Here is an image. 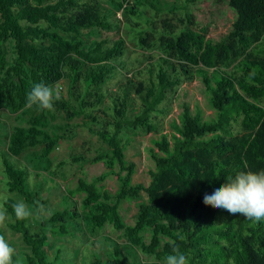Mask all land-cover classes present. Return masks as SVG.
Returning <instances> with one entry per match:
<instances>
[{
	"label": "trees",
	"instance_id": "16d2710c",
	"mask_svg": "<svg viewBox=\"0 0 264 264\" xmlns=\"http://www.w3.org/2000/svg\"><path fill=\"white\" fill-rule=\"evenodd\" d=\"M107 1L134 24H150L145 9L162 12L156 0ZM199 1L185 0L184 9H173L183 11L185 23L165 54L131 70L122 59L123 39L86 45L85 30L99 33L120 27L117 12L99 0H0V110L18 114L26 124L14 127L8 154L20 157L41 147L32 154L34 166L49 169L59 142L74 140L86 128L102 146L98 154L89 160L73 155L58 167L87 161L102 162L106 168L92 182L79 179L76 188L66 191L68 203L83 195L79 211L39 216V232L33 231L29 218L16 219L14 197L3 200L10 217L7 227L28 249L22 258L14 255L13 264H56L60 255L50 260L49 234L70 235L66 224L57 223L66 215L93 234L107 225L121 232L134 258L128 263L112 243L114 264H141L137 250L152 257V264H162L173 247L189 264H264V220L256 223L203 203L205 194L236 172L264 170V88H258L264 85V0H227L235 19L219 40H211L209 26L201 25L188 9ZM138 33L142 38V30ZM197 79L216 115L205 120L184 103L169 137L163 133V121L171 114L172 100L183 85ZM61 81L66 94L59 91L53 111L26 106L35 83L55 88ZM114 82L117 90L111 88ZM60 115L66 121L58 127L61 133L50 132ZM75 119L83 122L71 124ZM150 133L160 134L154 142L159 152L151 151L156 168L148 186L134 184L136 165L127 161L126 152L133 139ZM1 159L8 193L35 207L43 204L30 188V169L9 156ZM109 176L118 179L116 193L102 185ZM125 201L139 202L133 225L121 215ZM0 234L8 241L2 229Z\"/></svg>",
	"mask_w": 264,
	"mask_h": 264
},
{
	"label": "rangeland",
	"instance_id": "374dc122",
	"mask_svg": "<svg viewBox=\"0 0 264 264\" xmlns=\"http://www.w3.org/2000/svg\"><path fill=\"white\" fill-rule=\"evenodd\" d=\"M131 1L134 2L135 0ZM156 1L159 2L162 12H155L152 8L145 9L146 16L150 19V24L146 22L134 24L133 19L126 16L123 10H117L107 0H99L100 5L112 10V12H117L120 19V27L111 31H100L99 33L85 30L86 45L89 46L92 42H99L103 39H107L110 42L123 39L126 52L122 59L126 62L129 69L143 68L148 61L154 62L159 56L165 54L167 44L174 41L175 35L180 32L185 23L183 11H173L174 8L184 9L185 0ZM188 9L195 15L201 25L209 26V38L211 40H219L227 34L235 19V15L228 6L227 0H200L197 5L189 6ZM127 24L133 25L132 28H128ZM140 30H142L143 35L139 39L138 32ZM8 46H10L9 49L12 51L13 46ZM170 55L172 59H177L175 51H171ZM201 66L206 67L204 63ZM55 88L66 94L62 81ZM111 88L112 90H117V83H112ZM258 88H264V85L258 86ZM246 97L253 100L251 95ZM184 103H189L193 113H200L205 120H210L216 115L209 105L202 81L197 79L192 83L185 84L174 96L171 114L163 121V133L168 134L169 137L175 132L173 125L174 122H177ZM18 117V114H12L7 109L0 110V204L3 203V200L8 195L14 197L17 201L23 200L26 203L25 199L20 195L16 193L9 194L7 191L1 159L3 155H6L17 165H26L32 173L29 179L30 188L38 192L40 201H44V203H39V207L26 204L33 213L29 217L33 231L39 232V216L49 218L54 213H64L68 209L71 212L79 211V203L83 195H77L69 203L65 200L66 191L76 188L79 179L92 182L94 178L106 171L102 162L97 164H91L87 161L86 163H71L60 168L58 167L59 163L69 161L73 155H82L87 160L92 159L98 154L102 146L96 136L91 135L86 128H81L74 140L59 142L51 156L53 163L51 168H37L34 166L32 154L33 152H40L41 147L30 149L20 157H13L7 152L10 135L14 127L26 125ZM82 122V119H75L71 124H81ZM65 123L64 116L60 115L57 121L51 123L49 131L61 133L58 127ZM159 138L160 134L150 133L141 135L131 141L126 156L128 162L136 165V172L133 176L134 184L149 185L151 181L150 172L155 171L156 168L155 162L151 157V151L159 152L154 144ZM37 173L41 175L40 178H37ZM102 185L112 193H116L119 190V182L116 176H109ZM75 202H78V205ZM138 203L125 201L121 204L120 212L126 224H134L138 213ZM68 205L70 206L68 207ZM57 223L66 224L70 235L55 237L51 233L49 234L50 241L47 250L50 260L54 261L60 255V260L56 264H114L112 243L118 245L128 263L133 261L134 251L132 246L121 236V232L115 231L112 226L107 225L103 231L93 234L87 230L83 222L70 220L67 215L57 218ZM2 230L7 235L8 243L15 248V255L22 258L24 253L28 251L22 237L12 232L8 227ZM137 253L141 264H152L155 262L152 257L141 253L140 250H137Z\"/></svg>",
	"mask_w": 264,
	"mask_h": 264
},
{
	"label": "clouds",
	"instance_id": "9594fccd",
	"mask_svg": "<svg viewBox=\"0 0 264 264\" xmlns=\"http://www.w3.org/2000/svg\"><path fill=\"white\" fill-rule=\"evenodd\" d=\"M60 98L59 91L53 86L44 82L35 83L27 94L26 106L36 105L39 109L53 111L54 101ZM203 203L259 223L264 220V170L236 172L234 176H229L221 183L212 194H205ZM12 209L17 220H24L33 214L23 200L12 204ZM9 219L7 208L0 204V229H6V222ZM15 251L5 235L0 234V264H13ZM162 264H189V259L178 247H173L172 253L163 258Z\"/></svg>",
	"mask_w": 264,
	"mask_h": 264
}]
</instances>
